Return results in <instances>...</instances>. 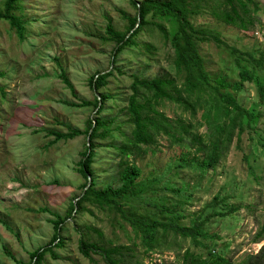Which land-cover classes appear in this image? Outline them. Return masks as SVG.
<instances>
[{
  "label": "rangeland",
  "instance_id": "rangeland-1",
  "mask_svg": "<svg viewBox=\"0 0 264 264\" xmlns=\"http://www.w3.org/2000/svg\"><path fill=\"white\" fill-rule=\"evenodd\" d=\"M216 1L201 2L199 13L192 20L218 34L222 44L202 42L200 54L212 79L239 81L238 60L242 67L250 69L248 54L264 59V0H254L257 7L249 4L246 21L251 26L247 30L218 19L214 14ZM20 6L17 14L24 21L21 35L8 22L0 21V264H18L16 260L28 263L35 251L49 246L55 234L52 221L58 216L66 217L70 204L80 198L86 180L76 168L88 143V121L95 118V98L100 93L112 97L100 117L116 120L121 129L96 140L94 177L98 187L108 183L117 187L121 184L118 173L122 160L118 147L126 137L131 138L127 112L130 75L170 78L178 86L183 81V74L175 69L170 44L159 32L147 29L140 34L139 42L153 44L154 51L128 48L116 65L122 73L116 72L100 91L92 89L90 78L109 71L114 48V43H103L98 34H104L108 23L125 31L129 18L138 13L132 0H21ZM147 19L163 23L172 32L176 30V24L167 18L150 14ZM256 67L259 80L264 83V65ZM62 70L74 91L62 82ZM240 97L243 105L256 114L254 130L244 135L243 147L252 137L251 143L258 149L251 150L248 164L242 160L243 151L237 148L235 137L214 170L200 172L190 166L178 167L183 153L192 159L198 146L182 147L173 144L167 135H158L156 144L145 155L128 159L141 169L138 181L152 186L142 199L130 200L123 210L128 215L135 210L137 216L158 212L160 208L148 203L149 198H164L165 205L172 207L181 198L169 189L187 186L186 195L191 194V199L179 209L185 215L181 223L190 225L195 214L226 187L223 195L230 190L232 196L227 202L238 210L207 226L208 232L216 236L215 243L208 241L207 246H214L213 253L231 264H264V235L256 242L264 226V100L259 98L255 81L245 83ZM83 101L92 105L70 104ZM158 109L175 124L180 120L192 123L200 135L208 131L202 110L193 115L170 100L161 101ZM70 130L81 134L56 142V136L48 134H67ZM228 182L232 184L228 186ZM83 207L63 225V245L53 247L57 259L47 253L42 264H106L100 255L93 254L92 260L82 256V236L107 248H122L127 264H188L184 258L187 252L207 257V250L171 232L163 237L161 234L154 250L147 251L118 211L89 201ZM159 218L166 220L167 216Z\"/></svg>",
  "mask_w": 264,
  "mask_h": 264
},
{
  "label": "trees",
  "instance_id": "trees-1",
  "mask_svg": "<svg viewBox=\"0 0 264 264\" xmlns=\"http://www.w3.org/2000/svg\"><path fill=\"white\" fill-rule=\"evenodd\" d=\"M206 0H132L137 14L130 17L129 25L125 31L117 30L112 23H108L103 35L98 34L100 40L107 43H114L112 50L111 68L106 73H96L90 78V85L94 91H100L108 84V79L115 76V73H122L118 66L121 55L131 47H143L147 52L154 51L151 43H140V34L145 30L159 32L164 40L170 44L174 52V66L178 73L183 74L181 86H178L174 79L165 77L145 78L138 74H131L132 83L130 85L131 95L128 98V122L131 125V138L126 137V141L119 146V154L122 157L120 171L118 173L120 185L113 187L111 183L98 187L94 177L93 164L96 157L97 142L101 136L110 135L113 130L119 131L120 124H115L116 120L102 119L101 113L105 110L107 101L112 97L106 93H100L94 100L95 118L88 121L86 135L89 141L81 160L77 163L76 170L85 178L83 192L80 198L71 203L70 212L64 218L57 217L51 220L54 225L55 234L49 246L35 251L28 263L17 261L19 264H42L47 253L57 259L58 255L53 252V247L62 246V231L65 222L76 217L84 208L86 201L93 203L97 207L107 208L110 211H118L122 218L130 223L136 236H138L147 251H153L155 244L162 237L171 232L182 239H190L194 244L208 251L207 257L203 259L193 253L187 252L184 258L188 264H231L222 255H215V247L209 248L208 241L216 239V236L208 232L207 226L216 219H223L228 215H233L238 210L227 202L232 196L229 193L223 195L217 193L213 199L206 203L203 209L196 213L191 219L190 225L181 223L185 217L179 209L190 200L191 194L186 195V187H171L167 189L180 195L181 200L168 207L164 203V198H149L148 203L158 206V212H148L144 216H137L132 210L128 215L124 212V206L130 200H140L145 191L151 188L152 184L145 181H138L141 176V169L134 163L129 162L132 155H145L147 150L157 142V136L167 135L173 144L187 148H195L196 155L192 159L187 153H183L178 167L190 166L200 172L214 170L233 139L236 137V146L243 151L242 160L248 164L252 155L251 150L257 146L252 145L253 138L249 137L247 146L244 135L251 133L256 117L254 111L248 110L241 102L240 94L246 82L255 81L258 85V95L261 101L264 100V83L259 80L257 67L263 66L264 59L252 58L249 64L251 68L240 66L239 81L229 82L223 79H212L205 68L204 60L200 54L199 44L202 42L215 41L218 45L222 40L218 34L197 26L192 20L193 16L199 13L201 2ZM217 10L214 14L222 22L247 30L251 26L246 21L249 12V4L257 7L254 0H217ZM21 0H2L0 7V21L8 22L10 28L21 35L24 30V21L17 11L21 9ZM163 17L176 24V30L170 31L163 23H157L147 19L148 15ZM250 17V16H249ZM251 18V17H250ZM129 35V36H128ZM57 60V59H56ZM62 82L72 91L74 87L70 82L65 70L61 73ZM163 100H170L179 104L184 110L190 111L193 115L198 110L203 111L202 118L207 124V133L200 135L196 133L192 123L180 120L177 124L166 117L159 109L158 104ZM74 107H86L92 105L91 102L70 103ZM91 131V133H90ZM49 135L56 136L55 142L60 139H69L79 136L80 131L70 130L67 134L48 131ZM264 148V139H261ZM201 154V156H198ZM251 171L254 169L249 166ZM90 182V185H89ZM232 184L228 182L229 186ZM233 187L232 194H234ZM134 208V207H132ZM47 211V210H46ZM45 211V212H46ZM159 215L167 216L166 220L159 218ZM264 226L258 233L256 242L262 239ZM79 251L83 257L92 260V255H100L106 264H127L126 258L120 247H110L99 245L87 240L82 236L79 240ZM12 257L11 253H8ZM243 264H255L251 261Z\"/></svg>",
  "mask_w": 264,
  "mask_h": 264
},
{
  "label": "water",
  "instance_id": "water-1",
  "mask_svg": "<svg viewBox=\"0 0 264 264\" xmlns=\"http://www.w3.org/2000/svg\"><path fill=\"white\" fill-rule=\"evenodd\" d=\"M129 36V35H128ZM90 133H91V131H90ZM88 141H89V137H88ZM89 185H90V182H89Z\"/></svg>",
  "mask_w": 264,
  "mask_h": 264
}]
</instances>
